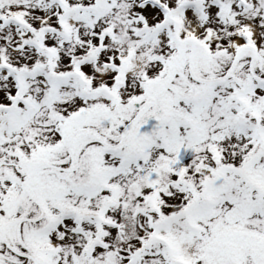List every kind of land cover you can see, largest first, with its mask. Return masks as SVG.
<instances>
[{
  "label": "snow or ice",
  "instance_id": "1",
  "mask_svg": "<svg viewBox=\"0 0 264 264\" xmlns=\"http://www.w3.org/2000/svg\"><path fill=\"white\" fill-rule=\"evenodd\" d=\"M0 264H264V0H0Z\"/></svg>",
  "mask_w": 264,
  "mask_h": 264
}]
</instances>
